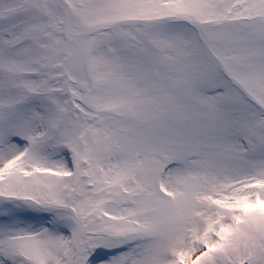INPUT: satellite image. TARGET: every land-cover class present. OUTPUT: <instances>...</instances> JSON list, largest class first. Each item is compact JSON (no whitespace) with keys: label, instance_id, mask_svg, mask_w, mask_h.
<instances>
[{"label":"snow or ice","instance_id":"6c2138e0","mask_svg":"<svg viewBox=\"0 0 264 264\" xmlns=\"http://www.w3.org/2000/svg\"><path fill=\"white\" fill-rule=\"evenodd\" d=\"M0 264H264V0H0Z\"/></svg>","mask_w":264,"mask_h":264}]
</instances>
